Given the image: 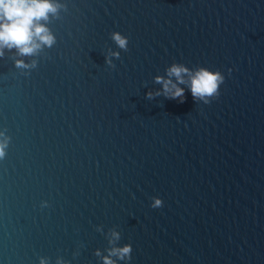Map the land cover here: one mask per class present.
Instances as JSON below:
<instances>
[{"label":"water","instance_id":"1","mask_svg":"<svg viewBox=\"0 0 264 264\" xmlns=\"http://www.w3.org/2000/svg\"><path fill=\"white\" fill-rule=\"evenodd\" d=\"M50 2L51 47L0 46V264H264V0Z\"/></svg>","mask_w":264,"mask_h":264},{"label":"clouds","instance_id":"2","mask_svg":"<svg viewBox=\"0 0 264 264\" xmlns=\"http://www.w3.org/2000/svg\"><path fill=\"white\" fill-rule=\"evenodd\" d=\"M58 6L50 2V0H0V46L16 48L22 56L32 55L41 45L51 47L54 43V37L49 30L39 23L41 20H47L49 14L55 15ZM113 41L121 49L127 50L128 40L119 33L112 34ZM39 40V44L36 41ZM2 55V53H0ZM117 58L119 53H113ZM106 63L110 61L106 60ZM23 62L17 61V67H22ZM189 69L182 65H173L168 70V76H175L179 84H183L184 80L181 74H187ZM156 82L162 84L163 94L166 98L179 100L184 102V89L177 87L172 81L164 80L161 77L156 78ZM224 83V76L219 71H210L204 67L199 68L192 76L190 83V92L194 102L199 99L205 105L209 104L213 99L218 97L219 88ZM157 92L156 95H160ZM151 99L153 94L148 93ZM7 144H0V158L5 156L4 149ZM154 199L153 208L162 206L160 199ZM41 207H48L46 203H42ZM113 240H119L120 236L117 232H112ZM111 243V241H110ZM131 245H125L120 248H112L108 255L103 258V264H114L111 257H117L121 261H129L131 259ZM96 255H100L99 252ZM40 264H49L47 258H41ZM56 264H64L62 258H58Z\"/></svg>","mask_w":264,"mask_h":264}]
</instances>
